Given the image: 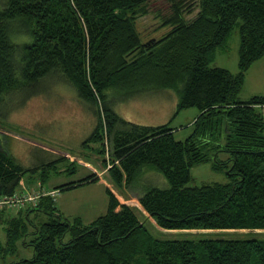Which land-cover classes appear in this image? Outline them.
<instances>
[{
	"label": "trees",
	"instance_id": "trees-1",
	"mask_svg": "<svg viewBox=\"0 0 264 264\" xmlns=\"http://www.w3.org/2000/svg\"><path fill=\"white\" fill-rule=\"evenodd\" d=\"M150 1L0 0V127L11 114L2 108L9 99L19 95L15 106L22 107L56 78L95 108L97 124L84 146L108 147L109 173L125 197L146 171L167 179L169 187L144 185L138 198L161 229L248 233L159 238L134 202H122L109 188L107 213L89 224L64 218L57 198L42 196L35 208L10 218L0 208L6 234L0 256L17 252L19 242L33 249L32 258L13 264H264V233L257 232L264 231V97L239 98L247 72L264 56V0H168L170 13L160 26L168 32L144 40L138 20L148 15ZM197 4L200 11L188 20ZM235 27L238 72L211 67L217 51L228 49ZM161 90L178 98L172 120L161 126L121 117L109 95L121 91L131 99ZM190 108L199 110L193 132L176 140L171 124ZM1 143L0 199L14 196L28 173L39 175L44 186L62 161L27 168ZM211 152L228 154L212 164L216 171L227 169L228 182L191 187L192 168L210 162ZM97 182L91 174L55 189Z\"/></svg>",
	"mask_w": 264,
	"mask_h": 264
},
{
	"label": "rangeland",
	"instance_id": "rangeland-1",
	"mask_svg": "<svg viewBox=\"0 0 264 264\" xmlns=\"http://www.w3.org/2000/svg\"><path fill=\"white\" fill-rule=\"evenodd\" d=\"M148 10V15L141 16L138 20L139 30L144 40L158 39L168 32V28L160 26L162 18L170 13V4L168 0H151ZM199 11L200 8L197 4L193 13L186 18L193 20ZM239 46L240 32L239 28L235 27L228 43V49L217 51L211 67L225 68L232 73H237L239 70ZM113 94L112 91L109 92L110 96L116 98L115 111L121 117L137 124L161 126L169 123L176 112L178 98L177 93L173 90L152 91L131 99L126 98L124 92L121 91ZM256 96L264 97V56L256 61L247 72L239 98L246 102ZM19 99V95H14L2 107L3 111L11 110V114L5 123V128L0 127V142H3L1 144L4 147H9L10 153L27 168L41 165L47 160L60 159L62 161L57 163L58 169H55V173L44 186L40 185L38 181L29 185L23 180L17 194L21 195L27 191L38 189L49 192L56 191V205L64 218L74 220L80 217L84 223L89 224L107 213L109 199L106 188H109L122 202L129 201L131 203L133 201L139 218L147 222L150 231L159 238L237 237L248 233L246 230L167 231L161 229L138 203V198L144 185L159 188L169 187L167 179L159 172L146 171L141 178V184L134 189L125 190L127 195L125 197L123 190L115 185L109 173L112 163L108 147L100 143L84 146V142L96 127L97 117L95 108L83 102L73 86L62 83L56 78L50 79L47 81L44 93L29 99L22 107L15 106ZM258 110L262 109L258 108ZM198 116L197 108L181 111L177 115L171 124L176 140H185L193 132V123ZM103 147H105V151ZM212 152L210 162L201 163L192 168V180L189 183L191 187L228 182L227 169L216 171L212 166L216 158L219 161H226L228 154ZM70 164L75 170L70 169ZM30 174L26 175V179ZM91 174H95L98 181L101 180L106 187L102 183H95L62 192L55 189L65 184L78 183ZM49 197L54 199L51 195ZM36 205H30V208H35ZM4 211L8 218L16 216L19 212L17 208L7 205L4 207ZM2 216L3 214L0 213V242L5 244L6 234ZM5 218L7 217L5 216ZM47 220L46 216L41 217V222H47ZM36 222V224L39 223L37 220ZM33 231L34 227L29 225V233ZM257 232L264 233L263 230ZM32 237V235L26 236L27 241ZM32 256V247H25L22 242H19L17 252L0 256V264H13L22 259H30Z\"/></svg>",
	"mask_w": 264,
	"mask_h": 264
},
{
	"label": "built area",
	"instance_id": "built-area-1",
	"mask_svg": "<svg viewBox=\"0 0 264 264\" xmlns=\"http://www.w3.org/2000/svg\"><path fill=\"white\" fill-rule=\"evenodd\" d=\"M43 190V191H42ZM57 192H49L44 189H38L36 191H27L26 193H22L21 195L15 194L12 197H5L0 199V208H4L6 205L17 208L18 210H22L27 208L30 205H35L39 202V199L42 196H52L55 198Z\"/></svg>",
	"mask_w": 264,
	"mask_h": 264
},
{
	"label": "crops",
	"instance_id": "crops-1",
	"mask_svg": "<svg viewBox=\"0 0 264 264\" xmlns=\"http://www.w3.org/2000/svg\"><path fill=\"white\" fill-rule=\"evenodd\" d=\"M263 112V115H264V109L262 110ZM37 176H39V175H32V174H30L29 175V178H27L26 179V177L23 179V180H25L26 182H27V184H29V185H31L34 181H37L38 180V177ZM35 178V179H34ZM37 178V179H36ZM34 179V180H33ZM48 183V182H47ZM97 183H102V181L100 180V181H98ZM93 184H95V183H93ZM102 184H104V183H102ZM90 185V184H89ZM86 186V185H85ZM104 186H105V184H104ZM106 187V186H105ZM55 188V187H54ZM50 189V188H49ZM52 189V188H51Z\"/></svg>",
	"mask_w": 264,
	"mask_h": 264
}]
</instances>
